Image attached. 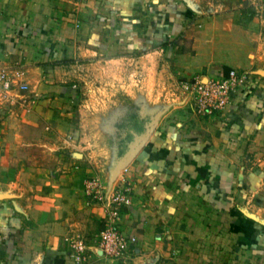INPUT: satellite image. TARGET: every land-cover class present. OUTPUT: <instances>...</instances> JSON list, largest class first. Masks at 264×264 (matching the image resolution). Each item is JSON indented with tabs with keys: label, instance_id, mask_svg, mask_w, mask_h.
Returning a JSON list of instances; mask_svg holds the SVG:
<instances>
[{
	"label": "crops",
	"instance_id": "0c3cea01",
	"mask_svg": "<svg viewBox=\"0 0 264 264\" xmlns=\"http://www.w3.org/2000/svg\"><path fill=\"white\" fill-rule=\"evenodd\" d=\"M232 68L230 106L198 114L181 81ZM3 71L0 264H73L71 240L102 228L85 148L103 88L172 104L122 162L138 243L112 263L264 264V0H0Z\"/></svg>",
	"mask_w": 264,
	"mask_h": 264
},
{
	"label": "built area",
	"instance_id": "2783aa9c",
	"mask_svg": "<svg viewBox=\"0 0 264 264\" xmlns=\"http://www.w3.org/2000/svg\"><path fill=\"white\" fill-rule=\"evenodd\" d=\"M246 79V73L232 68L224 76H196L191 80H183L180 84L192 95L195 111L207 116L227 109L233 95ZM0 82L4 89H10L15 81L3 71L0 73ZM127 172L128 167L124 166L113 183L98 174L87 178L85 194L90 204L103 208V226L94 236L78 235L71 240V255L78 263L91 259L94 253L119 262L127 259L135 250L138 237L129 233L122 225L125 210L133 204Z\"/></svg>",
	"mask_w": 264,
	"mask_h": 264
},
{
	"label": "rangeland",
	"instance_id": "374dc122",
	"mask_svg": "<svg viewBox=\"0 0 264 264\" xmlns=\"http://www.w3.org/2000/svg\"><path fill=\"white\" fill-rule=\"evenodd\" d=\"M117 93L116 90L103 88L89 98L87 105L95 110L96 116L100 118V128L93 131L95 135L98 134L100 142L97 141L89 148H85L89 157L86 164L105 179H110L113 171L121 167L126 154L142 148L149 141L156 129L157 121L162 115L167 114L169 106L172 105L169 100L164 103L149 101L146 104ZM122 169L123 167L120 171ZM94 255L82 263H78L72 257L73 264H99L96 258L102 254ZM102 258L105 259V264H113L109 258Z\"/></svg>",
	"mask_w": 264,
	"mask_h": 264
}]
</instances>
